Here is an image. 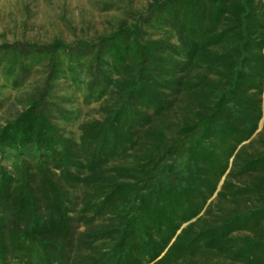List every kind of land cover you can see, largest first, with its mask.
<instances>
[{"label": "trees", "instance_id": "trees-1", "mask_svg": "<svg viewBox=\"0 0 264 264\" xmlns=\"http://www.w3.org/2000/svg\"><path fill=\"white\" fill-rule=\"evenodd\" d=\"M124 14L0 44L14 89L41 79L0 124V264H264V0Z\"/></svg>", "mask_w": 264, "mask_h": 264}, {"label": "rangeland", "instance_id": "rangeland-1", "mask_svg": "<svg viewBox=\"0 0 264 264\" xmlns=\"http://www.w3.org/2000/svg\"><path fill=\"white\" fill-rule=\"evenodd\" d=\"M147 4L148 0H0V44L92 39L112 32L125 18L124 9L128 6L142 12ZM40 80V73L36 72L25 85L14 89L1 74L0 96L6 100L0 111L1 125L23 110L26 94ZM99 106L83 108L82 122L99 118ZM260 131L261 126L252 137L249 150L263 147L264 136H260Z\"/></svg>", "mask_w": 264, "mask_h": 264}]
</instances>
